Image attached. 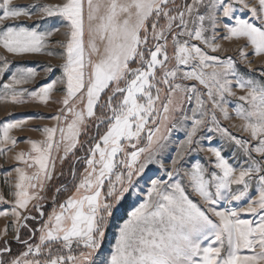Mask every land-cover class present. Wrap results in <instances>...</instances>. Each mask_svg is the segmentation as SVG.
<instances>
[{
  "label": "snow or ice",
  "instance_id": "1",
  "mask_svg": "<svg viewBox=\"0 0 264 264\" xmlns=\"http://www.w3.org/2000/svg\"><path fill=\"white\" fill-rule=\"evenodd\" d=\"M21 18L52 23L39 30ZM54 34L64 37L55 41L59 51H47ZM233 38L245 41L240 61L209 54L221 49L217 40ZM0 49V101L47 104L63 92L55 123L34 129L41 138L25 137L28 148L13 156L14 182L5 181L11 199L0 191L10 209L0 217H12L0 229V264H264V62L254 69L248 59L264 57V0H0ZM42 51L63 58L46 66L48 74L58 68V78L29 88L36 69L17 66L3 80L17 63L4 53ZM233 115L239 123L231 127L245 136L222 124ZM27 124L0 122V155L15 148L20 138L12 133ZM181 129L184 138L173 141ZM202 132L234 146L243 163H230ZM170 145L175 155L165 156ZM195 152L209 153L210 167L198 160L182 167ZM66 162L70 179L54 186L66 175L57 164ZM154 164L166 179L147 176ZM133 195L136 206L101 255L111 222Z\"/></svg>",
  "mask_w": 264,
  "mask_h": 264
},
{
  "label": "rangeland",
  "instance_id": "2",
  "mask_svg": "<svg viewBox=\"0 0 264 264\" xmlns=\"http://www.w3.org/2000/svg\"><path fill=\"white\" fill-rule=\"evenodd\" d=\"M32 0H14L15 4H29L31 3ZM45 3H54L56 0H43ZM237 15L242 16V18L249 19L251 20L250 14L242 11V10H237ZM35 19V17H34ZM21 22L23 23L24 26H34L39 30H45L49 27V25L52 23V20H49L47 22L43 23H35L33 20H26L25 18H21ZM254 23L259 24V21H253ZM64 30L63 26H60V32L62 33ZM64 37L61 34H54L53 37L49 39V48L47 51H51L52 49H56L59 51V46L55 43L56 40H62ZM217 43H220L222 45L221 49L218 52H211L209 49V54L210 55H217L221 57L222 59L227 58L229 56L235 58L237 61H240V56L238 52V47L243 46L245 44V41L243 39L237 40L233 38L232 40H223L219 39L216 41ZM247 52L251 53L252 48L251 45H248L245 49ZM47 51H42L41 53L37 54H30L26 55L23 57H16L12 56L10 54L8 55V59L10 61H14L17 63H14L12 68L8 71V74L4 76L3 80L6 82L8 80V77L10 76L12 71H15V68L17 66H24V67H32L36 69L38 75L35 79L34 82L30 83L29 85H26V87L29 88H37L41 84L48 82L49 79H55L58 78L61 75V71L57 68V70L52 73L48 74L46 72V66L47 65H52V66H58L63 62V58L60 55H48ZM3 50L0 49V53H2ZM248 59L252 61V68L257 69L262 62H264V57H256L254 55H249ZM135 66V65H133ZM247 66L244 65L243 63L240 64L241 71H244ZM187 83H195V81H190ZM58 88H62L61 85L57 86ZM234 91H237L239 93V89H233ZM63 92L62 91H54L52 93V98L49 100L47 104L39 103V102H32L29 101L24 104H14L11 101L4 102L0 101V122H6L8 120H15V119H27L28 124L27 126L22 130V131H14L12 134L19 137V142L13 148L12 150L8 151L7 153L0 155V191H3L6 199H11V197L8 194V186L5 183L6 180L9 182H14L15 178V173H14V166L17 165V162L13 159V156L15 152L24 149L26 150L28 148L27 143L25 142V137H30L32 139H40L41 138V132L39 130H34L37 129L38 126H43V125H49L51 126L53 123H55L54 120L51 119L53 115H55L57 109L61 106L57 101L62 97ZM189 107V112L188 114L190 115V105ZM233 105H229V110L231 111ZM12 113L13 115L9 116L8 114ZM238 124L239 121L238 119L233 115L231 120H222V124L224 126H228L231 128V131L234 134L240 135V136H245V133H240L237 128H232V124ZM103 131V128L101 129ZM207 135H212L215 137L214 143L211 144V146H221L224 149V155L227 159H229V162L232 163L234 166H238L243 163L242 158H234V153L237 152V149L234 146L227 145L223 142V140L216 134V133H206L202 132L201 137ZM184 138V132L181 129L180 131H174L172 133V139L173 141L175 140H180ZM201 147L207 148L209 147V142L206 139H201ZM77 155H83L81 152H77ZM165 156H174L175 151L174 147L172 145L169 146V149L166 150ZM210 154L207 152H195L190 154L184 163L182 167H187L189 164L195 162V161H200L201 163H204L206 166L210 165L208 164L207 157H209ZM214 159V158H213ZM165 165L170 166L171 160L170 159H165L164 160ZM78 170L82 171V165H78ZM69 168V163H65L63 166H61L59 163L57 164V171L63 170L66 175L64 177H54L53 180V185L54 186H59L60 184L64 183L66 180L70 179V177L67 176ZM9 173H11V176H9ZM158 176V177H166L164 176V169L160 168L159 165L154 164L150 167V169L147 172V176ZM145 177V179L147 178ZM140 186L146 188L145 185V180H140L139 181ZM52 195V191L50 190L48 192L49 196V201L45 203V211H50L51 210V203H50V198ZM67 195V193L65 194ZM64 197L61 196V199ZM136 197L133 195V197H130L128 200L124 201L122 207L117 211L116 217L113 219L111 222V226L109 227L105 240L103 242V249L101 252V255L106 254L109 250V248L114 244L115 240V233L117 231V225L122 222L121 218H126L125 213L130 212L134 206H136ZM221 206H228L226 202H221ZM232 206H240L239 202H234ZM3 210H10L7 205L0 204V211ZM242 218L246 219H255V217L251 216H244ZM12 220L11 216L7 217H0V229H3L5 224H7L9 221ZM30 224L37 226L35 222L29 221ZM13 235L12 231L9 230V236ZM20 246L13 241L12 242V248L13 250H16Z\"/></svg>",
  "mask_w": 264,
  "mask_h": 264
}]
</instances>
